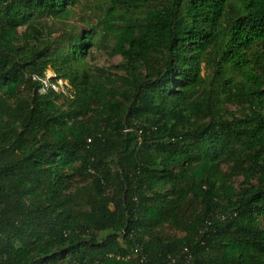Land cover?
I'll list each match as a JSON object with an SVG mask.
<instances>
[{
	"label": "trees",
	"instance_id": "1",
	"mask_svg": "<svg viewBox=\"0 0 264 264\" xmlns=\"http://www.w3.org/2000/svg\"><path fill=\"white\" fill-rule=\"evenodd\" d=\"M82 1L0 0V264H264V0Z\"/></svg>",
	"mask_w": 264,
	"mask_h": 264
},
{
	"label": "rangeland",
	"instance_id": "2",
	"mask_svg": "<svg viewBox=\"0 0 264 264\" xmlns=\"http://www.w3.org/2000/svg\"><path fill=\"white\" fill-rule=\"evenodd\" d=\"M84 4L81 6L83 7V10L81 12H86L84 14V17L87 21L80 22L81 18L73 17L72 21L69 22V24L76 23L75 26L78 27V29H82L83 27L90 28L92 25H95L100 20V13H97L99 10L98 8V0H83ZM67 29H72L71 26H68ZM58 35V34H57ZM112 38L110 40L104 42V45L99 48H94L91 51V54L87 57L88 63L93 67L92 70L96 72V68H104V69H110L111 66L117 65L118 63L122 62V57L120 55H113L111 54V45H112ZM54 71L51 69L48 70V75L54 76ZM203 75L205 79L209 80V75H211V70L208 67V65L204 64V70ZM67 82V81H66ZM232 109H236V107H231ZM242 177L238 179V181H242ZM182 235V234H180Z\"/></svg>",
	"mask_w": 264,
	"mask_h": 264
},
{
	"label": "built area",
	"instance_id": "3",
	"mask_svg": "<svg viewBox=\"0 0 264 264\" xmlns=\"http://www.w3.org/2000/svg\"><path fill=\"white\" fill-rule=\"evenodd\" d=\"M54 76L48 75L46 78H38L41 80L43 84V88L45 91L54 90L58 93H66L67 89L66 87L69 85V82L64 78H59L57 81L53 80ZM67 81V82H66Z\"/></svg>",
	"mask_w": 264,
	"mask_h": 264
}]
</instances>
